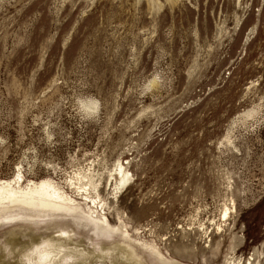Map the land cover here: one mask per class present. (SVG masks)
<instances>
[{
    "label": "rangeland",
    "instance_id": "rangeland-1",
    "mask_svg": "<svg viewBox=\"0 0 264 264\" xmlns=\"http://www.w3.org/2000/svg\"><path fill=\"white\" fill-rule=\"evenodd\" d=\"M18 175L77 213L13 211L0 258L264 264V0H0V184Z\"/></svg>",
    "mask_w": 264,
    "mask_h": 264
},
{
    "label": "bare ground",
    "instance_id": "bare-ground-1",
    "mask_svg": "<svg viewBox=\"0 0 264 264\" xmlns=\"http://www.w3.org/2000/svg\"><path fill=\"white\" fill-rule=\"evenodd\" d=\"M245 117L247 118L250 117V114H246ZM120 175L122 176L120 184L125 185L128 182L127 181L128 175H124L122 171H120ZM22 183H23V177L21 175H18V177L13 181H7L3 183L1 182L0 221H2L4 217L12 218L11 216H13V214L11 213L16 210H26L30 212V214H28L29 218H34L36 216H41L44 214L56 215V214H71L74 212L77 213L75 202H73L72 200L67 198L64 194H62L53 185L52 182L48 180H43L40 181V183H32L31 185H28V187L26 188L23 187L24 183L23 184ZM93 203H95V200H93ZM90 212L91 214H94V211L92 209H90ZM227 212L228 210L225 211L224 219L227 218ZM39 219L41 220V218ZM88 219L91 220L93 223L97 224L99 230H103V231L113 230L108 225L106 218H104L103 220L101 219L96 220L93 219L92 216H89ZM16 231L17 230H15V232ZM62 233L66 234L67 237V233L65 232ZM232 259L234 260V258ZM12 261H16V260L1 255L0 264H19L17 263V261L16 262H12ZM227 264H244V263L242 262V260L239 261L234 260Z\"/></svg>",
    "mask_w": 264,
    "mask_h": 264
}]
</instances>
